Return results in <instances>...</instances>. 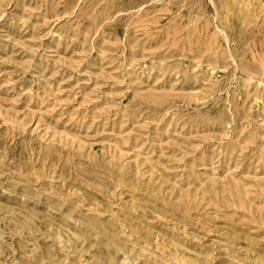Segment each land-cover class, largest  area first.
I'll return each mask as SVG.
<instances>
[{"label":"rangeland","instance_id":"374dc122","mask_svg":"<svg viewBox=\"0 0 264 264\" xmlns=\"http://www.w3.org/2000/svg\"><path fill=\"white\" fill-rule=\"evenodd\" d=\"M0 264H264V0H0Z\"/></svg>","mask_w":264,"mask_h":264}]
</instances>
